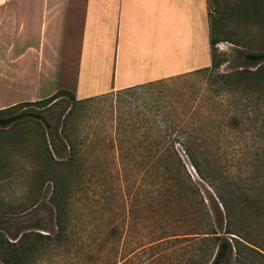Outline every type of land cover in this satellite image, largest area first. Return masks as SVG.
<instances>
[{"label":"rangeland","instance_id":"obj_1","mask_svg":"<svg viewBox=\"0 0 264 264\" xmlns=\"http://www.w3.org/2000/svg\"><path fill=\"white\" fill-rule=\"evenodd\" d=\"M207 2L209 66L0 112L25 113L0 124V264H211L222 240L221 264H264V59L247 56L264 53V0ZM188 41L147 72L176 71ZM183 132L203 171L236 192L232 231L246 241L225 233L211 182L171 144Z\"/></svg>","mask_w":264,"mask_h":264},{"label":"crops","instance_id":"obj_2","mask_svg":"<svg viewBox=\"0 0 264 264\" xmlns=\"http://www.w3.org/2000/svg\"><path fill=\"white\" fill-rule=\"evenodd\" d=\"M185 37L190 60L173 72H147ZM210 62L207 0H0V90L9 95H0V110L59 90L86 99ZM83 65L106 74L81 80Z\"/></svg>","mask_w":264,"mask_h":264},{"label":"trees","instance_id":"obj_3","mask_svg":"<svg viewBox=\"0 0 264 264\" xmlns=\"http://www.w3.org/2000/svg\"><path fill=\"white\" fill-rule=\"evenodd\" d=\"M216 43L217 42H215V41H211V45L212 46L216 45ZM247 56H248V58L254 59V60L264 59V53L249 54ZM213 65H214V62L212 60V66ZM137 86H140V85H137ZM134 87H136V86L129 87V88H126V89H121V90H118V91H125V90L132 89ZM62 94H66V95L70 96L73 100H76L75 96L70 91L59 90L58 92H56L55 94H53L52 96H50L47 99L39 100V101H36V102H30V103H28V102L18 103V104L14 105V106L2 109V110H0V112H5L6 110L8 111V110L16 108V107H24V106H26V104H33V105H37L38 104L39 105V104H43L44 102L51 103V102L55 101L56 99L60 98L62 96ZM23 116H25V113H20L19 115L13 116V117L11 116V117H8V118H2V119L0 118V124L5 125V124H8V123H11L12 121H15L17 118L23 117ZM182 134L185 135V136L182 137L184 139H179L180 137H178V136H181V134H177L176 138L177 137L178 138L174 139L171 142V144L173 145V143H175V141L181 140L183 142V146L185 147V152L188 155V157H189V159L191 161V164L195 168L199 178L202 179L203 181L211 182L210 183L211 185L210 184H208V185L212 189V191L214 192L218 205H220V207L222 208V211L224 213L223 219L226 220V225L228 227L226 229L227 231L225 233L226 234H230V235L231 234H235L240 239L245 240L243 237H241V235H239L240 233L236 234V233H234L232 231V225L234 223L233 220H234V212H235L234 211V207H235L234 203L235 202L233 201V199H231V194L233 195V198H234L235 195H236V192L232 193V191L230 189H226V187H222L220 185L221 184L220 180L219 179L217 180L212 173H208L206 171H203V169L201 168L200 163L195 159L191 149L189 148L190 147L189 140L191 138H194L193 134L184 133V132ZM178 173H179V176L182 175V178H183V174L181 173L180 169H179ZM184 182H186V181L184 180ZM190 186H191L190 189L193 191V194L196 197L199 196L200 195L199 194V189L196 186H194V185L190 184ZM201 203H202L203 207L206 206V203L203 200H201ZM220 212H221V210H220ZM231 238L237 241V239H235L233 237H231ZM230 248H231V245L227 241L222 240L220 242V244H219V248H218V251H217V253L215 255V258H214V260H213V262L211 264H221L222 261L226 258L227 252H228V250ZM2 259H3L2 261H3L4 264H14V262L12 260L8 259L7 257H5L3 255H2Z\"/></svg>","mask_w":264,"mask_h":264}]
</instances>
